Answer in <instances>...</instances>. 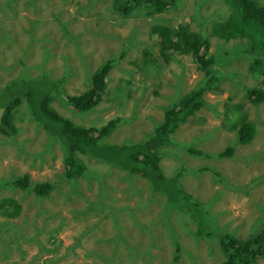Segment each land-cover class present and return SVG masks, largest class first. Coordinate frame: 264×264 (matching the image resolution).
Instances as JSON below:
<instances>
[{
	"label": "rangeland",
	"instance_id": "obj_1",
	"mask_svg": "<svg viewBox=\"0 0 264 264\" xmlns=\"http://www.w3.org/2000/svg\"><path fill=\"white\" fill-rule=\"evenodd\" d=\"M7 1L0 0V65H18L8 71L0 68V90L20 75L40 74L32 66L22 70L25 61L39 66L44 57L42 67L49 80H63L68 62L73 72H67L71 76L64 86H46L52 98L51 107L82 126H102L115 117L126 118L118 122L106 141L117 145L138 141L163 121L172 103L194 94L204 80V73L191 54H174L165 60L160 54L158 37L153 34L155 25L185 26L207 36L206 55L217 59L221 78L204 93L205 107L181 125L173 139L216 153L235 139L243 117L256 127L257 134L251 143L234 146L231 157H198L180 154L175 149L166 151L160 162L164 174L171 177L170 173L180 166L187 171L178 187L189 195L190 201L175 191L174 208V203L164 205L167 196L162 186L155 188L147 178L132 175L107 158L89 155H81L89 172L78 180L77 191L72 194L69 182L63 178L64 151L59 143L54 144L53 153L44 162H32L34 154L45 147L47 132L33 119L23 97L15 111V123L21 129L16 137L24 144L20 148L0 133V181L10 175L29 174L33 182L49 181L56 186L42 200L20 187L0 188V204L10 198L20 207L15 216L0 208V264H106L103 257L110 256L114 249L119 263L113 264H173L177 239L184 249L175 264H221L224 257L218 241L194 235L198 223L201 224L199 216L203 218L192 206V202L198 204L196 201L202 208L212 207L215 223L237 231L238 237L249 234L258 219L257 225L263 226L264 103L253 104L245 93L250 85L261 90L263 76L251 68L253 60L239 54L247 48L244 41H227L212 32L214 23L225 19L222 14L228 17L231 12L226 0H177L178 4L167 12L153 15L146 10L138 15L114 13L108 8L111 0L92 1L88 10L77 9V0H57L63 8L53 0H14L10 4ZM88 1L80 0L84 5ZM255 1L264 4V0ZM59 8L61 13L52 16ZM65 22L72 36L64 33ZM42 37L49 38L47 50L41 47ZM45 53L52 55L46 57ZM254 58L256 61L257 56ZM108 60H113L114 67L108 76L104 99L95 109L75 112L58 100L64 89L68 95L89 89L93 74ZM194 168L208 169L197 174L191 172ZM227 180L234 187L226 185ZM105 204L126 207L127 211L113 213L109 208L103 209ZM101 206V212H96L95 208ZM136 206L143 222L152 225L154 234L135 226L128 210L132 208L135 215L141 216L135 211ZM119 231L124 237L121 240L117 237ZM17 234L22 239H16ZM25 237L30 240H24ZM131 246L141 251L150 248L144 256L135 254L134 262L125 261ZM43 247L53 251H43ZM259 264H264V260Z\"/></svg>",
	"mask_w": 264,
	"mask_h": 264
},
{
	"label": "trees",
	"instance_id": "obj_2",
	"mask_svg": "<svg viewBox=\"0 0 264 264\" xmlns=\"http://www.w3.org/2000/svg\"><path fill=\"white\" fill-rule=\"evenodd\" d=\"M12 1L14 0H8L7 3L10 4ZM92 1L98 2L101 0H89L87 5L77 0V9L88 10L89 7L93 5ZM53 2L59 3L57 0H53ZM176 2L177 0H111L108 8L118 14L138 15L142 10H146L148 15H153L156 12H167L169 7L178 4ZM226 3L230 7L229 9L231 12L228 17L222 14L225 19L221 22L214 23L215 25H213L212 32L216 36L227 41L241 39L246 44L247 48L241 52L239 51V54L246 56L250 61L253 60L251 62V68L257 72H261L263 75L261 90L256 91V87H252L253 89L246 90V96L250 102L259 105L264 103V68L259 69L263 61L261 57L264 56V4L255 0H226ZM59 5L61 8L64 7L60 3ZM60 13L61 10L59 8V11L57 13H52V16L57 17ZM73 13H76V11ZM66 23L67 22H65L64 25V33H66L67 36H72ZM34 24L35 22H33V26ZM31 31H33V29H31ZM153 31V34L158 37L160 54L165 60L172 58L174 54H191L198 68L204 73V80L199 86L197 85V91L194 94L185 95L179 102L172 103L168 110L165 111L163 121L157 122L151 133L146 134L138 141L129 140L119 145L111 144L106 141L107 137L116 129L118 122H124L126 118L122 119L121 117H115L102 126H82L74 123L71 119L69 120L59 115L56 109L51 107L52 98L46 86L49 83H53L54 86H64L69 76H71L68 75L67 72L72 71V67L67 62V72H65L63 80L61 78L60 80H49L45 69L42 67L44 57L41 59L42 61L39 63L41 65L39 66L35 63L34 65L26 61L23 62L22 70L25 66L38 68L40 74L37 77L31 76V73L27 76L20 75L15 80L9 81L7 85L0 90V133L9 138L10 143L18 145L20 148L23 147L24 142L19 141L16 137L21 129L15 123V111L23 102V97H26L25 104L32 112L33 119L39 125L43 126L44 130L47 132V143L40 153L34 154L32 162L34 164L38 161L41 163L44 162L46 156L53 153L54 144L59 143L64 151L63 178L70 184V193H76L78 180L82 178L85 173L89 172L87 165L81 158V155H89L94 158H107L110 163L114 162V164L123 166L124 169L132 175L137 174L147 178L152 182L155 188L162 186V192H165L167 196L163 201L164 205L174 203L173 208L175 207V191L181 193L187 201H190L189 195L178 187L181 176L187 173L185 166L179 165L180 167L170 173L171 177H169L168 174H164L161 168L160 162L163 154L169 151V149H175L180 154H188L191 156L231 157L235 151L234 146L251 143L257 134V129L247 121V117H243V121L241 123L238 122L239 124L237 123L239 129L236 132L235 139L231 141V143H228L224 150L216 153L206 152L203 149L193 147V144L189 142L188 144H190V146L173 139L172 135L176 130L181 125L187 123L190 117L196 115L197 112L205 107L206 100L204 93L211 90L220 80L221 71H218L217 59L214 56L206 55L209 42L205 34L201 32H192L185 26L170 28L167 26L155 25ZM78 38V35H76V40H78ZM41 39L44 41L41 47L47 50L49 38L42 37ZM29 48L30 46L28 45L26 49L29 51ZM48 55L49 54L45 53L44 56L48 57ZM256 56L257 60L255 61L254 57ZM84 57L82 58L83 61ZM118 59H120V56H118ZM253 63L256 65H253ZM16 65H18L17 62L14 63V66L8 68L0 65V68L8 71V69L12 67H17ZM113 67V60L106 61L93 74L91 87L89 89L79 95H68L64 89V94L61 93L62 98H58V100L64 101L66 105L73 107L72 111L75 109V112H88L95 109L104 99L108 85V76ZM65 96L67 97L65 98ZM2 142L3 140L0 139V144ZM23 150L25 153H28L25 147ZM207 169L194 168L191 172L199 174V172H205ZM226 185L234 187L231 180H227ZM55 186L54 183L49 181L33 182L29 174H24L22 176L10 175L8 179L0 181V188L20 187L23 190L33 192L41 200L48 197L50 193L55 190ZM133 186L136 190L138 189L135 185ZM196 202L198 204L192 202V206L196 208L199 215H202L203 218L199 216L201 218V224L198 223L199 229L194 235L197 236L196 238L206 237L209 240L214 239L218 241L224 257L221 264H259L260 260H264V224L262 227H259L257 225L260 221L259 219L254 224L249 234L244 237H238L236 235L237 231H232L230 228L226 229L225 226L222 228L215 223L216 216L211 211L212 207L209 208L208 205H204L205 208H202L200 206L201 203L198 201ZM107 205L108 204L103 205V209L109 208L113 213L121 210L127 211L126 207L120 209L118 206ZM10 206L14 208L11 209ZM183 207L187 208L186 206ZM0 208L6 209L7 215L15 216L18 214L20 207L19 204L13 203L10 198H6L2 200ZM134 208L135 211L141 215H135L132 208L128 210V213L132 216V220L136 223L135 226L140 229L147 228L152 231V225L143 222L142 214L139 213V208L137 206ZM101 209L102 206L95 208L96 212H101ZM85 214H88L87 210H85ZM152 233L154 234L153 231ZM117 237H119V240L124 238L120 231ZM12 238L14 237L12 236ZM17 238H20L18 234L16 236V239ZM23 239L27 241L30 240L28 237ZM178 240L179 239L174 241L177 246V256L173 264L178 261L180 250L184 249ZM149 248L145 251H141L139 247L131 246L128 252L129 259L125 261L134 262L136 259L135 254L144 256L148 254ZM42 250L50 253L53 251L45 247H43ZM116 251L117 249H114L110 253V256L103 257L106 264L119 263V261H117L118 257ZM189 255L190 257H194L191 253H189ZM124 259V257L120 258V260ZM45 260L47 261V258H45ZM53 261L57 263L55 257Z\"/></svg>",
	"mask_w": 264,
	"mask_h": 264
},
{
	"label": "clouds",
	"instance_id": "obj_3",
	"mask_svg": "<svg viewBox=\"0 0 264 264\" xmlns=\"http://www.w3.org/2000/svg\"><path fill=\"white\" fill-rule=\"evenodd\" d=\"M255 59V58H254ZM261 68V67H260ZM254 70V69H253ZM254 71H256V70H254ZM263 76V75H262ZM262 80H263V78H262ZM262 85V84H261ZM256 88H259V87H256ZM248 89H253V88H251V87H248ZM248 89H247V91H248ZM246 93V92H245Z\"/></svg>",
	"mask_w": 264,
	"mask_h": 264
}]
</instances>
